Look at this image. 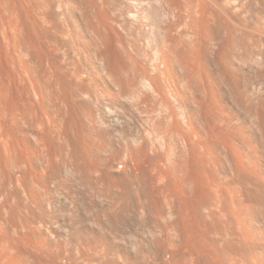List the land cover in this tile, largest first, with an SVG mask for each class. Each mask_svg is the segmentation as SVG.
<instances>
[{"label":"bare ground","instance_id":"bare-ground-1","mask_svg":"<svg viewBox=\"0 0 264 264\" xmlns=\"http://www.w3.org/2000/svg\"><path fill=\"white\" fill-rule=\"evenodd\" d=\"M165 1L152 95L0 86V264H264V0Z\"/></svg>","mask_w":264,"mask_h":264},{"label":"rangeland","instance_id":"rangeland-1","mask_svg":"<svg viewBox=\"0 0 264 264\" xmlns=\"http://www.w3.org/2000/svg\"><path fill=\"white\" fill-rule=\"evenodd\" d=\"M167 5L165 0H0V86L6 84L10 89L3 88L4 93L9 90L5 94L10 100L24 91L23 86L31 88L34 83L40 86L38 98L44 94L46 100L76 95L69 85L91 80L118 81L124 98L136 97L134 93L152 95L143 75L154 76L158 49L170 51L176 64L186 59L185 43L178 42L181 39L166 40L163 28L173 19ZM163 86L166 94L174 87L167 82ZM183 86L182 91L188 87ZM32 89L22 95L29 92L36 99ZM54 185L62 190L61 184ZM59 196L64 205L72 207L62 193Z\"/></svg>","mask_w":264,"mask_h":264}]
</instances>
